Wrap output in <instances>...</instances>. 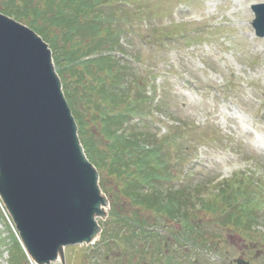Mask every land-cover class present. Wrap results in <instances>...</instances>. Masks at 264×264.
Wrapping results in <instances>:
<instances>
[{
	"label": "rangeland",
	"instance_id": "1",
	"mask_svg": "<svg viewBox=\"0 0 264 264\" xmlns=\"http://www.w3.org/2000/svg\"><path fill=\"white\" fill-rule=\"evenodd\" d=\"M260 3L264 0H128L114 5L123 10L116 17L124 27L119 45L128 54L127 69L131 74L135 69L142 79L140 86L132 85V93L143 92L144 83L151 81L143 95L159 97L156 103L147 101L146 119L129 122L126 132L139 123L140 133L150 135L145 138L148 146L175 136L162 144L163 152L169 151L163 161L171 179L161 187L184 190L198 211L200 234L212 235L217 249H204L199 242L179 244L175 235L181 232V222L163 220L124 197L129 172L111 170L110 155L97 169L109 203L106 218L99 220L107 234L92 245L65 249V264H113L116 259L127 264L124 249L111 239L120 232L117 216L155 225L167 239L164 251L177 257L178 264H230L236 258L264 264V204L256 211L251 231L230 224L219 227L220 211L201 210V200L213 203L216 187L241 173L261 187L264 197V38L255 36L250 10ZM88 134L105 150L98 126L91 122ZM130 172L137 174L134 168ZM142 190L148 193L150 188ZM8 223L0 209V264H10V246L17 241ZM21 264L33 263L26 258Z\"/></svg>",
	"mask_w": 264,
	"mask_h": 264
},
{
	"label": "trees",
	"instance_id": "2",
	"mask_svg": "<svg viewBox=\"0 0 264 264\" xmlns=\"http://www.w3.org/2000/svg\"><path fill=\"white\" fill-rule=\"evenodd\" d=\"M108 2L4 0L0 12L32 29L49 45L68 104L77 121L81 143L96 168L112 158L109 163L111 170L117 168V171L129 172L128 176H132L123 192L126 198L141 206L142 210L156 213L161 219L183 222L184 231L181 235L186 236L185 242L191 240L196 245L199 242L204 249H217L213 236L201 234L202 239L197 238L198 211L190 207L192 200L184 190L169 188L167 191L161 187V183L167 185L171 179L163 161L165 155L169 156V151L164 148L163 152L162 144H168L175 136L171 134L165 140L160 139L155 145L148 146L145 138L150 135L140 133L141 125L128 133L122 130L134 116L144 118L148 114L143 113V106L152 99L144 97V87H140L143 92H131L132 85L140 86L142 79H138L139 74L135 69H132L131 74L126 61L113 54L127 55L119 47L123 25L118 24L120 18L116 17L117 11L107 8ZM91 122L99 127L105 150H99L90 139L88 128ZM131 168L135 169L136 177L130 172ZM241 175L242 181L239 183L234 178L216 187L215 201L208 204L201 200V207L207 212L221 211L224 214L221 226L231 224L236 229L251 231L255 220L254 201L261 190L254 187L255 183L250 177ZM146 184L153 191L144 192L142 185ZM155 185L159 187L155 188ZM114 221L115 226H121L122 229H119L118 237L116 235L111 239L124 249L122 257L127 264H178L177 257L164 251L168 246L167 239L159 235L155 225L145 226L135 218L119 216ZM106 234L107 231L105 233L103 230L100 240ZM14 248L19 255L14 251L10 264H21L25 259L24 254L18 245ZM113 264L123 262L116 259Z\"/></svg>",
	"mask_w": 264,
	"mask_h": 264
},
{
	"label": "water",
	"instance_id": "3",
	"mask_svg": "<svg viewBox=\"0 0 264 264\" xmlns=\"http://www.w3.org/2000/svg\"><path fill=\"white\" fill-rule=\"evenodd\" d=\"M252 11L262 37L264 5ZM97 182L48 45L0 14V199L33 262L64 264L63 248L98 238L108 202Z\"/></svg>",
	"mask_w": 264,
	"mask_h": 264
}]
</instances>
